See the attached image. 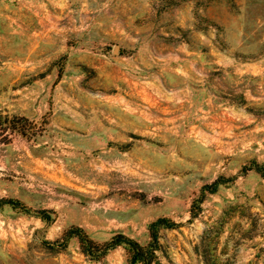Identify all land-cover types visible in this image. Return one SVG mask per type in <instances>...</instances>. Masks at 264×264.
I'll return each instance as SVG.
<instances>
[{
    "label": "rangeland",
    "instance_id": "374dc122",
    "mask_svg": "<svg viewBox=\"0 0 264 264\" xmlns=\"http://www.w3.org/2000/svg\"><path fill=\"white\" fill-rule=\"evenodd\" d=\"M151 4L153 49L131 77L109 60L130 38L105 39L104 23ZM164 43L186 58L179 74L153 57ZM254 162L264 168V0H0V199L53 216L0 204V264H129L123 246L95 260L77 238L44 241L81 226L97 243L147 245L160 217L179 227L160 230L152 264H264Z\"/></svg>",
    "mask_w": 264,
    "mask_h": 264
},
{
    "label": "trees",
    "instance_id": "16d2710c",
    "mask_svg": "<svg viewBox=\"0 0 264 264\" xmlns=\"http://www.w3.org/2000/svg\"><path fill=\"white\" fill-rule=\"evenodd\" d=\"M255 163V168L264 173V168ZM222 178L217 179L213 184L206 185L203 193L209 189L211 193L218 190L219 185L223 184ZM0 204H8L14 209H20L24 213L38 216L44 221H52L53 216L50 210H33L26 206L22 201L15 198H2ZM179 227V223L167 217H160L149 224L152 240L143 245L136 239L124 234L117 233L103 243L94 241L81 226H72L64 234L63 240H45L44 243L50 247H67L69 241L77 238L81 244L82 251L92 259L98 260L111 251L123 246L129 253V264H152L157 259V251L161 248L159 232L162 228L173 229Z\"/></svg>",
    "mask_w": 264,
    "mask_h": 264
},
{
    "label": "crops",
    "instance_id": "0c3cea01",
    "mask_svg": "<svg viewBox=\"0 0 264 264\" xmlns=\"http://www.w3.org/2000/svg\"><path fill=\"white\" fill-rule=\"evenodd\" d=\"M139 4H143L144 6H148L151 3V0H137ZM151 9L149 8L147 13L143 12H131L127 15L126 18H118L117 16L111 15L110 18L107 20V22L104 23V27L106 30V36L105 39H115L116 35L120 36H126L130 38V43L132 44H127L128 48L133 49V51L129 54H126L124 50L125 46L123 45H115L114 50L116 46H119V53L117 56H114V58H109L112 62H115V64L119 63H128L125 67L127 68L126 73L130 75L131 77L134 76V72H137L138 70L136 69H142L141 64V59L144 57V54H146L147 51H149L152 48V43H154V30L156 29V11L151 4ZM180 12H177L175 14L176 16V22L175 25L179 27L181 25L180 21ZM189 12L187 15V22L185 20L182 22V27H191L190 24H188V19L189 17ZM194 19V18H192ZM106 44V43H105ZM165 47L169 51L161 52L157 54L153 50V57L154 58H159L163 60H169L167 64L169 66L172 65L170 68L172 70L175 69L176 73L179 74L180 64L178 65L177 62L180 59H186L185 57H182L179 53V48L178 44L173 45V43H164ZM150 51V52H151ZM173 61H176V64H173ZM150 77V76H149ZM160 85L161 87L168 91L172 89V84L168 85L167 81L164 77H160ZM151 81V80H150ZM153 81V80H152ZM151 81V83H153ZM176 85V84H175ZM177 88V87H176Z\"/></svg>",
    "mask_w": 264,
    "mask_h": 264
},
{
    "label": "water",
    "instance_id": "95a60500",
    "mask_svg": "<svg viewBox=\"0 0 264 264\" xmlns=\"http://www.w3.org/2000/svg\"><path fill=\"white\" fill-rule=\"evenodd\" d=\"M114 52L119 53V46H116V47H115Z\"/></svg>",
    "mask_w": 264,
    "mask_h": 264
}]
</instances>
